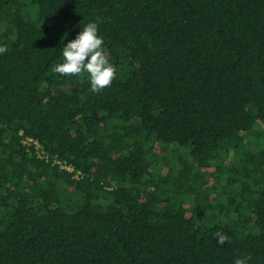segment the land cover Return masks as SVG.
Here are the masks:
<instances>
[{
	"label": "trees",
	"instance_id": "obj_1",
	"mask_svg": "<svg viewBox=\"0 0 264 264\" xmlns=\"http://www.w3.org/2000/svg\"><path fill=\"white\" fill-rule=\"evenodd\" d=\"M0 47V264H264V0H0Z\"/></svg>",
	"mask_w": 264,
	"mask_h": 264
},
{
	"label": "clouds",
	"instance_id": "obj_2",
	"mask_svg": "<svg viewBox=\"0 0 264 264\" xmlns=\"http://www.w3.org/2000/svg\"><path fill=\"white\" fill-rule=\"evenodd\" d=\"M4 49L0 47V52ZM62 62L53 66V71L62 75H87L92 91H100L110 86L115 76V66L109 61L103 49V40L98 35V24L89 21L82 25L81 30L73 39L63 44ZM217 242L223 243L227 235L217 232ZM234 264H247V259L237 257Z\"/></svg>",
	"mask_w": 264,
	"mask_h": 264
},
{
	"label": "built area",
	"instance_id": "obj_3",
	"mask_svg": "<svg viewBox=\"0 0 264 264\" xmlns=\"http://www.w3.org/2000/svg\"><path fill=\"white\" fill-rule=\"evenodd\" d=\"M69 169H71V168L69 167Z\"/></svg>",
	"mask_w": 264,
	"mask_h": 264
}]
</instances>
